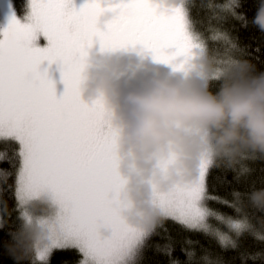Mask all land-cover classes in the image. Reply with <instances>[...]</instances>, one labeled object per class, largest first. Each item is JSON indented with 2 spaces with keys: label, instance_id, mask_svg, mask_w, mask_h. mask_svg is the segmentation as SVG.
Returning a JSON list of instances; mask_svg holds the SVG:
<instances>
[{
  "label": "snow or ice",
  "instance_id": "obj_1",
  "mask_svg": "<svg viewBox=\"0 0 264 264\" xmlns=\"http://www.w3.org/2000/svg\"><path fill=\"white\" fill-rule=\"evenodd\" d=\"M28 7V22L13 14L0 38V144L17 145L11 154L0 149V162L9 164L0 170V194H11L12 211L22 224L18 233L5 234L14 249L2 238L0 246L31 255L29 264H50L54 252L72 250L81 257L78 264H145L150 250L172 256L173 238L166 226L172 221L216 241L221 251L237 252L240 264L264 258V252H249L241 243L248 236L264 243V222L257 227L240 214L244 201L264 188L253 184L246 191L233 189L231 202L210 193L209 176L219 167L209 160L201 161L193 178L166 191L154 188L158 222L148 226L131 220L116 133L107 127L102 102L89 104L81 98L88 49L96 41L108 51L140 45L156 61L184 69L207 45L191 15L192 0H86L79 10L73 0H29ZM241 7L239 0L208 5L221 25L235 19L242 27H257L255 6L252 20ZM212 32V40L222 43L224 51L264 62V45L250 51L230 32ZM39 35L46 38V47L34 46ZM45 60L60 65L65 91L59 98L47 72L40 71ZM249 171L237 172L235 181L240 183ZM212 202L232 207L237 216L222 214ZM36 205L44 206L42 214L36 213ZM8 215L7 202L0 201V216ZM33 224L42 235L30 245L24 232ZM185 244L199 241L186 239ZM201 248L199 256L182 249L187 259L168 264H227L219 254Z\"/></svg>",
  "mask_w": 264,
  "mask_h": 264
},
{
  "label": "clouds",
  "instance_id": "obj_2",
  "mask_svg": "<svg viewBox=\"0 0 264 264\" xmlns=\"http://www.w3.org/2000/svg\"><path fill=\"white\" fill-rule=\"evenodd\" d=\"M264 30V4L253 21ZM114 51V50H112ZM110 55L83 74L81 98L101 101L106 124L117 136L118 168L134 222L153 225L161 213L153 191L193 178L202 160L242 171L264 159V72L235 50L206 45L182 70H153L126 76ZM250 202L264 209V190ZM36 205V213L44 212ZM38 224L26 228L30 245L40 239Z\"/></svg>",
  "mask_w": 264,
  "mask_h": 264
},
{
  "label": "trees",
  "instance_id": "obj_3",
  "mask_svg": "<svg viewBox=\"0 0 264 264\" xmlns=\"http://www.w3.org/2000/svg\"><path fill=\"white\" fill-rule=\"evenodd\" d=\"M26 0H12L14 9L16 13L21 15L22 11L25 9ZM226 2V0H192L191 15L196 18L198 23V28L204 34L207 45L211 49L223 50V45L220 42L212 40V29H221L230 32L231 36L234 37L241 47L250 46L249 50L252 51L256 47L264 45V32H262L258 27H242L241 23L235 19H229L222 25L217 23L214 19V13L208 8L209 4L219 5ZM242 7L239 9L249 20L253 19V5L255 6V11L260 8L261 4H264V0H239ZM246 59L250 60L258 71L264 72V62L261 60H253L245 56ZM264 59V58H262ZM7 148L8 153L11 154L13 149L17 148L14 143L0 144V149ZM249 168V173L237 183L234 179L237 172L236 170L228 169L224 171L225 168L219 167L215 169L209 176V192L217 195L223 199H227L230 202L233 201V197L230 195L233 189L246 191L249 185H253L256 189L264 188V159L249 160L246 162ZM9 169V164L6 162H0V170ZM219 177L220 179H214ZM228 181L229 183H223L222 181ZM12 183L11 179L8 181ZM3 181L0 180V187H2ZM0 201H6L8 207V216H0V238L7 242L8 249H14V245L9 241V238L5 235L8 232L18 233L21 230L22 224L16 216L17 214L12 211L14 207V200L11 194H0ZM211 207L218 210L222 214L236 217L237 213L232 207L226 205L212 202ZM241 215H248L250 222L255 224L257 227L264 222V209L255 207L250 200H245ZM166 226L171 232L173 238V252L172 256H166L162 252L157 253L155 250H150L146 253L145 264H168L171 259H178L180 261H185L187 257L185 256L182 249L195 250L199 255H202V248L208 249L209 252L219 254L227 264H240L238 258V253L235 251H221L219 245L216 241L211 238L205 237L202 234L190 233L183 230L178 224L172 221L166 222ZM186 239H192L193 241H199V244L187 245L185 244ZM242 246L249 252L257 253L264 252V243L252 236H248L242 240ZM31 260V255L25 257L16 254L14 251H5L2 246H0V264H29ZM79 261V253L72 251H56L50 258V264H77ZM249 264H264V258L257 257L255 261H249Z\"/></svg>",
  "mask_w": 264,
  "mask_h": 264
},
{
  "label": "rangeland",
  "instance_id": "obj_4",
  "mask_svg": "<svg viewBox=\"0 0 264 264\" xmlns=\"http://www.w3.org/2000/svg\"><path fill=\"white\" fill-rule=\"evenodd\" d=\"M103 2H112V0H103ZM164 2L173 3L178 2V0H164ZM73 3L77 10L82 6L81 0H73ZM29 0L25 1V9L22 11L21 15L16 13L12 0H0V38L4 29L8 27L12 15L21 23H27V16L30 14ZM34 46L46 47L47 41L42 35L38 36V39L33 42ZM110 55H115L119 58L122 65L127 69L126 76H132L136 79L141 78L148 72L153 70L165 71L170 69L171 65L156 61L151 52L143 50L142 46L137 45L135 47H129L126 49H117L114 51L102 50L101 45L98 41L94 42L91 48L88 49L87 63L89 65V70L105 58ZM41 72H47L49 79L55 85L56 95L59 98L63 95L65 91V85L61 76V69L59 63L45 60L40 65ZM42 214V212L40 213ZM79 255V260H80ZM78 264V262H77Z\"/></svg>",
  "mask_w": 264,
  "mask_h": 264
},
{
  "label": "flooded vegetation",
  "instance_id": "obj_5",
  "mask_svg": "<svg viewBox=\"0 0 264 264\" xmlns=\"http://www.w3.org/2000/svg\"><path fill=\"white\" fill-rule=\"evenodd\" d=\"M82 5L86 3V0H81ZM62 78V77H61Z\"/></svg>",
  "mask_w": 264,
  "mask_h": 264
}]
</instances>
